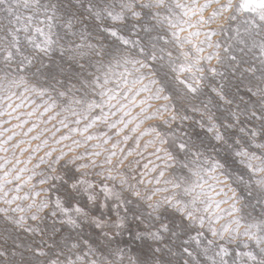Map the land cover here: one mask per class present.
I'll return each mask as SVG.
<instances>
[{
	"label": "snow or ice",
	"instance_id": "6c2138e0",
	"mask_svg": "<svg viewBox=\"0 0 264 264\" xmlns=\"http://www.w3.org/2000/svg\"><path fill=\"white\" fill-rule=\"evenodd\" d=\"M238 11L264 32V0H0V216L67 231L41 264H264V37L213 39Z\"/></svg>",
	"mask_w": 264,
	"mask_h": 264
},
{
	"label": "rangeland",
	"instance_id": "374dc122",
	"mask_svg": "<svg viewBox=\"0 0 264 264\" xmlns=\"http://www.w3.org/2000/svg\"><path fill=\"white\" fill-rule=\"evenodd\" d=\"M184 2L187 3L190 2V0H184ZM200 2L204 3L205 0H200ZM235 2L241 5L243 4V0H235ZM19 11L23 14V9H20ZM210 11L211 9H209V12ZM252 19H253L252 13L238 11V17L235 21V28L239 29V34H237L235 30H229L226 26L223 34L213 38L214 41H218L219 44L221 45L220 50L222 53L225 47L230 46L231 52L240 55L241 48L245 47L246 45H250L253 40H260L261 37H264V32H259L251 25ZM245 20H248L249 23L245 24L244 23ZM222 23H224V21H222ZM6 24H7V18L4 16L3 13H0V29H2ZM2 34L3 33L0 32V35ZM201 39H203V37H201ZM243 59L255 61L257 67L259 68V61L256 59L255 56H244ZM213 63H215V61H213ZM163 72L164 70H161L160 75L162 78H163ZM256 75L258 78L260 75L259 70L257 71ZM228 77L230 80H234L230 72L228 73ZM247 79H253V78L247 77ZM234 82L239 83V81H234ZM165 83H167V81H165ZM240 87L243 88V84H241ZM232 91L235 92L236 91L235 88H233ZM245 99H247L246 96ZM237 103L241 105V108L245 106L243 101L237 100ZM138 111L139 109H136V111L133 112V116H135L136 112ZM144 127L146 128L147 124H145ZM92 131L95 132L97 131V129L94 128ZM220 155L223 158L224 153L221 152ZM232 167H235V165H233ZM221 178L223 179L224 177ZM25 191H27V189H25ZM21 194L23 195V193ZM3 207L6 206L0 204V208ZM224 207L226 208L227 205H225ZM9 215H14V214L10 212ZM29 223L31 224L32 222L29 221ZM55 227H60V226L56 225ZM39 228H40L39 235L35 233L30 235L16 228L14 225L8 223L2 216H0V250H3L7 253L9 264H41V262L46 261L48 258L43 256L41 257L35 256L33 251L34 249L39 247L42 248L44 251L48 252L49 254H53L54 248L49 247L50 244L62 246L65 243L64 238L67 237L68 235L67 231L54 232L53 225L47 220L40 223ZM83 235L91 237L92 234L89 229L85 228L83 230ZM125 239H127V237H125ZM167 243H169L173 248H175L177 245H179L180 241L179 239H175V244H172L171 241H167ZM133 247H135V245H133ZM140 247H143V245H141ZM13 253H15V255H13Z\"/></svg>",
	"mask_w": 264,
	"mask_h": 264
}]
</instances>
